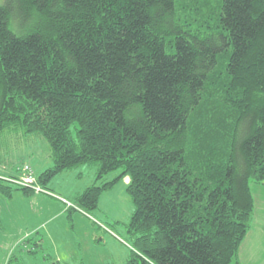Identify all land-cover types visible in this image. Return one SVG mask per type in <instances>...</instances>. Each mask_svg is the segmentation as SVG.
<instances>
[{
  "label": "trees",
  "instance_id": "trees-1",
  "mask_svg": "<svg viewBox=\"0 0 264 264\" xmlns=\"http://www.w3.org/2000/svg\"><path fill=\"white\" fill-rule=\"evenodd\" d=\"M11 132L48 143L43 190L83 165L129 176L123 264H239L249 183L264 186V0H6L0 141ZM116 181L75 205L94 211Z\"/></svg>",
  "mask_w": 264,
  "mask_h": 264
},
{
  "label": "rangeland",
  "instance_id": "rangeland-1",
  "mask_svg": "<svg viewBox=\"0 0 264 264\" xmlns=\"http://www.w3.org/2000/svg\"><path fill=\"white\" fill-rule=\"evenodd\" d=\"M5 1L0 0V5ZM9 26L16 33L23 28L16 19H11ZM8 135L0 141V162L8 169L6 173L12 171L16 177L17 167L28 162L25 155L32 160L29 167L35 179L53 166L49 145L41 136ZM120 173L113 171L96 180L94 165L64 171L44 189L55 202L39 201L40 205L32 204L31 197L16 190V184L11 185L13 192L0 207V264H123L129 260L132 248L128 244L134 247L128 233L133 206L126 193L129 176L121 177ZM115 179L116 183L101 193L94 211L84 212L75 205V198L87 187ZM249 186L253 195H260L255 199L264 202V188L253 182ZM256 209L261 212L258 204ZM262 220L261 214L259 222ZM103 225L112 232L102 229ZM263 243L264 230L255 236L252 248L243 250V264H264Z\"/></svg>",
  "mask_w": 264,
  "mask_h": 264
},
{
  "label": "crops",
  "instance_id": "crops-1",
  "mask_svg": "<svg viewBox=\"0 0 264 264\" xmlns=\"http://www.w3.org/2000/svg\"><path fill=\"white\" fill-rule=\"evenodd\" d=\"M27 157H28V162H25V164H27V165H29L31 167V163L30 162L32 160H31V158H29V156L25 155L23 157L25 159L24 161H26ZM1 164H2V162H0V165ZM3 164H2V166H0V177L1 178H5V179L14 178L15 179V178H17V177L20 176V169H21L22 166L17 167V169H16L17 172L15 173L17 176L15 177L13 175V172L12 171L6 173L8 171V169H6V167H4ZM1 171H3V173ZM33 172H34V170H33ZM21 176H22V174H21ZM261 187L264 188V186H261ZM48 191H50V190H48ZM27 196L31 197L29 199L30 202L32 204H35L36 203V205H40V204H38L39 201H40V203H44V202H48V201H54V200L49 199L48 198V195L42 194V193H39V194L37 193L36 194V193L33 192V193H30V195H27ZM255 196H260V195L255 194L254 195V198H255ZM5 200H6L5 197H3V196L0 195V207H3L6 204V201ZM258 205L261 208V212L258 213L257 209L255 210V215L253 216L250 229H249L247 235L245 236V239H244L243 243L241 244V248L239 249V252H238V255H237V259H238L239 264H243V259H242L243 250L245 248H248V247H251L252 248L253 243H254L255 236L261 234V232L264 230V212H262L264 202L258 201ZM69 209H72V208L69 207ZM261 214L263 216V220L259 222V219L261 217ZM83 220H85V219H83ZM85 222H86V220H85ZM85 224H87V222ZM103 226H102V229H105ZM106 229H108V228L106 227ZM108 230L110 231V229H108ZM101 237H102L101 240H103L104 239V235H101ZM263 246H264V243H263ZM263 259H264V256H263Z\"/></svg>",
  "mask_w": 264,
  "mask_h": 264
},
{
  "label": "built area",
  "instance_id": "built-area-1",
  "mask_svg": "<svg viewBox=\"0 0 264 264\" xmlns=\"http://www.w3.org/2000/svg\"><path fill=\"white\" fill-rule=\"evenodd\" d=\"M22 176L18 180L12 181L18 187L30 188L35 193L46 194V191L42 190L40 187L36 186L35 177L32 169L29 166H24L21 169Z\"/></svg>",
  "mask_w": 264,
  "mask_h": 264
},
{
  "label": "clouds",
  "instance_id": "clouds-1",
  "mask_svg": "<svg viewBox=\"0 0 264 264\" xmlns=\"http://www.w3.org/2000/svg\"><path fill=\"white\" fill-rule=\"evenodd\" d=\"M27 164H24V165H22V167H21V169L24 167V166H26ZM27 166H29V165H27ZM21 169H20V172H21ZM33 171V170H32ZM21 174H22V172H21ZM33 174H34V172H33ZM34 177H35V174H34ZM1 178V177H0ZM19 178H21V176L20 177H17V178H12V179H5V178H1V179H4V180H8L9 182H11L13 185H15L12 181H14V180H18ZM17 186V185H16ZM18 187V186H17ZM42 189V188H41ZM43 190V189H42ZM33 191V190H32ZM44 191H46V190H44ZM34 192V191H33ZM35 193V192H34ZM37 194V193H36ZM39 194V193H38ZM46 195H48V196H51V194H48V193H46ZM68 209H69V207H68Z\"/></svg>",
  "mask_w": 264,
  "mask_h": 264
}]
</instances>
